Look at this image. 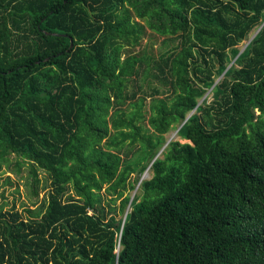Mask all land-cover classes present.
I'll list each match as a JSON object with an SVG mask.
<instances>
[{"label":"trees","instance_id":"16d2710c","mask_svg":"<svg viewBox=\"0 0 264 264\" xmlns=\"http://www.w3.org/2000/svg\"><path fill=\"white\" fill-rule=\"evenodd\" d=\"M0 149V264H264V0H0Z\"/></svg>","mask_w":264,"mask_h":264},{"label":"rangeland","instance_id":"374dc122","mask_svg":"<svg viewBox=\"0 0 264 264\" xmlns=\"http://www.w3.org/2000/svg\"><path fill=\"white\" fill-rule=\"evenodd\" d=\"M251 39V38H250ZM241 50L243 47H240ZM209 91V90H208ZM207 100L211 98V92H206L205 95ZM201 99H199L200 101ZM177 131L171 130L165 135L167 142L180 141L185 143L177 137ZM130 142V141H129ZM2 149H0V205L4 207L5 210H10L13 205L18 212L24 210H38L42 207L45 201V195L50 188L49 180L44 172L40 170L32 171L29 166H31L30 161H25L26 164L22 167L21 173L17 174L11 171L14 161V156L7 157L1 154ZM163 152V149H161ZM160 152V153H161ZM16 160L21 161L22 159L16 158ZM30 172V177H28V172ZM137 174L134 173L133 176ZM151 175L150 171L145 172L142 177L149 178ZM10 180V182L8 181ZM33 191L35 192L33 194ZM74 194V191H71ZM102 195V205L106 211L108 208L114 209L116 211L115 218L119 220L123 217L119 213L120 197L112 191L107 190V184H104L100 191ZM133 190L130 192L132 195ZM129 194V193H127ZM108 204V205H107ZM128 211V209H126Z\"/></svg>","mask_w":264,"mask_h":264},{"label":"water","instance_id":"95a60500","mask_svg":"<svg viewBox=\"0 0 264 264\" xmlns=\"http://www.w3.org/2000/svg\"><path fill=\"white\" fill-rule=\"evenodd\" d=\"M258 32H259V30L257 31V33H258ZM257 33H256V34H257ZM256 34H255V35H256ZM255 35L252 36L251 39L254 38ZM251 39H250V40H251ZM250 40H249V41H250ZM249 41H248V42H249ZM248 42H247V44H248ZM247 44H246V45H247ZM246 45H245V46H246ZM245 46L243 47V49L245 48ZM70 48H72V43L70 44ZM189 116H190V114L188 115V117H189ZM188 117H187V118H188ZM186 121H187V119L185 120V122H186ZM181 127H182V126H180V127L176 130V131H177L176 133H178V131L180 130Z\"/></svg>","mask_w":264,"mask_h":264}]
</instances>
